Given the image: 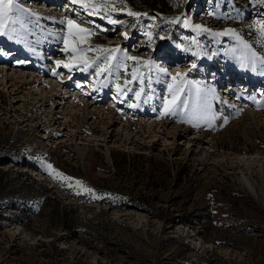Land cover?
Returning a JSON list of instances; mask_svg holds the SVG:
<instances>
[{
  "label": "rangeland",
  "instance_id": "obj_1",
  "mask_svg": "<svg viewBox=\"0 0 264 264\" xmlns=\"http://www.w3.org/2000/svg\"><path fill=\"white\" fill-rule=\"evenodd\" d=\"M14 2L15 23L0 39L20 54L6 72L36 73L32 47L58 26L34 17V7H53L94 34L63 23L76 51H58L65 40L56 41L49 63L61 61L69 82L47 77L100 108H91L93 124L60 106L61 118L49 117L28 91L12 97L0 78V264H264V3ZM73 55L87 59L68 72L64 59ZM199 56L210 67L188 66ZM253 77L255 85L242 82ZM111 101L120 103L113 118L102 109ZM110 118L117 123L108 137ZM19 151L24 162H10ZM110 192L134 206L101 203ZM13 195L33 209L10 205Z\"/></svg>",
  "mask_w": 264,
  "mask_h": 264
},
{
  "label": "bare ground",
  "instance_id": "obj_2",
  "mask_svg": "<svg viewBox=\"0 0 264 264\" xmlns=\"http://www.w3.org/2000/svg\"><path fill=\"white\" fill-rule=\"evenodd\" d=\"M53 1H55V0H53ZM39 3H41V2H39ZM54 9L55 8H53V7H49V8H42L39 6L34 7V13L35 14L37 13L38 15H40V16L35 15L34 17H38V18L46 17L49 20L53 21V23H55V25L57 24V26H58L57 28L55 26L54 27L51 26V28H50L51 31L46 32L47 34L49 33L50 35H51V33H54L52 38L49 39L48 43H45V44L40 43L39 45H33V47H32V51L34 52V54H32L33 55L32 58L35 60L33 63V66H35L37 68L36 73L33 72V74H31V73L26 74V72H24V71H19V74L16 73V75H13V76L9 75L8 72H6V67L9 66L7 63V60L9 57L20 54V51L16 50L15 48L7 49L6 47H9L8 42L0 39V47L3 46L6 48V51H4V54L0 53V78L2 79V83H4L5 85L7 84L9 87H11L13 89L11 92L12 97H17V96H19V94L21 92L28 91V95L27 96L25 95V97L31 96L32 98L37 99L38 103H40V106H42V108L44 107L45 110L49 111L47 113L49 115V117L56 115V116H58V119H60L62 116L60 114L62 112V114H64L65 117L69 116V117H74V119H75V117H76L75 113L77 112L76 110H80L82 112L84 120L89 121L90 123L93 124V123H95L93 121V118L95 117V115L92 112L93 110L91 111V108L92 107L96 108V109L100 108L99 107L100 103H98V105H94V104H91L90 102H88L86 100V98L84 99V98L78 96L77 94L67 93L63 89V87H60L59 83L55 82L56 81L55 79L53 81V79L49 78V77H56L61 81H67L66 83L69 82L68 81L69 77L67 75H64V74L60 75V72L57 70V68H58L57 67L58 66L57 61H54L55 63L53 65L54 66L53 69L51 68V64L49 62L51 61V59H53V56L56 55V54H53V52L55 51L53 46H55L56 41H60L62 39L65 40V44L63 45V47H59L60 49H58V51L66 50L64 53L69 51L68 49L70 47H72V45H73L70 42V40H68V37L65 38L64 34L61 32V27H62L63 23L67 22L66 14L64 12L55 11ZM82 17H84V16H81V19H82ZM61 54H63V53H61ZM85 58L86 57L84 55H73L71 57L65 58L64 61H65V64H69V65H71V67H73L75 64L80 63V61L82 62V60ZM175 58L178 62L183 61L182 57L178 58V59H177V57H175ZM198 58H200V56ZM3 61H5V62L3 63ZM201 63L203 65L204 64L209 65V63H211V61L207 60V62H206V61H204L203 58H200L199 62H197V63H196V61L194 62L193 67L195 68L196 65H199ZM213 63H214V65H220L219 63L217 64L215 61H213ZM209 67H210V65H209ZM192 68H190V70H192ZM215 69H216V67L214 68V70ZM66 70L69 72V68H67ZM74 70H76V69H74ZM242 71H245V70L243 69ZM213 74H214V72H213ZM47 76H49V77H47ZM240 76H241V72H239L235 76L236 77L235 80L240 79ZM228 79L229 78L227 77L226 81H228ZM241 79H243V78H241ZM229 81H230V79H229ZM245 81H246V83L250 82L249 86H252L253 84L255 85L256 83H258V80L254 77L251 79L249 78L248 80H242V82H245ZM231 83L232 82H230V84H229V88L233 87L231 85ZM226 90H225V92L229 91V90H227V91ZM114 100L118 101L117 97H115ZM115 104L116 103H114V101H111L110 104L104 105V107H102L104 113L108 116H111L112 118H113V115L115 114V111L117 110V108H115L116 105L118 107V105L120 103L116 104V105ZM59 106L62 109L61 112H57L55 110ZM77 114H79V113H77ZM118 114H121V112L118 111ZM112 118H110L109 122H106L107 123L106 135H108V137L113 136V132L111 133L110 129L113 127V125H115L117 123V121H114V119H112ZM121 120H124V119H121ZM66 125L68 126L69 124L65 121L63 123V126H65L64 129L66 128ZM79 128H82V127H79ZM67 139H70V138H67ZM109 153L110 152H109V147H108L107 148V154H109ZM247 161H248V158L243 156V157H240L237 162L240 165H244Z\"/></svg>",
  "mask_w": 264,
  "mask_h": 264
},
{
  "label": "snow or ice",
  "instance_id": "obj_3",
  "mask_svg": "<svg viewBox=\"0 0 264 264\" xmlns=\"http://www.w3.org/2000/svg\"><path fill=\"white\" fill-rule=\"evenodd\" d=\"M261 2L264 3V0H261ZM71 3L72 4H80L81 6L87 8L89 0H71ZM105 3L106 4L111 3V0H105ZM16 7L17 6H16L14 0H0V35H8V33L6 31H4V29L7 27L8 21L15 23V19L13 18L12 13L15 11ZM89 14L92 15L95 13L90 11ZM129 15L139 16L140 14L130 11ZM110 23L115 24L116 21L110 20ZM67 24L70 28L76 29L78 31V33H87L89 35L94 34V33H91L88 28L82 27L81 25L77 24L75 20L69 19V20H67ZM260 25H261V32H262V34H264V21H261ZM185 26H188L187 21L185 22ZM196 27L199 28L200 26L197 25ZM229 32H232V30H229ZM226 34H228V33L227 32L219 33L218 35H226ZM233 34H235V33H233ZM148 35L151 36V33H149ZM125 38H127L126 34H125ZM237 38L239 39V37H237ZM85 42H87V36L81 35L80 39H79V43H85ZM244 47H245V49H250V46L246 43H244ZM72 51H74V52L76 51V48L74 45L72 47ZM103 51L109 52V53H114V52L120 51V49L119 48L104 49ZM251 55H252V57L256 58L255 52H252ZM108 59H111V57L106 58V60H108ZM128 59L136 60L137 58L136 57H128ZM259 59L264 60V57H259ZM60 63H62V62L57 61V64H60ZM144 63H149V62L145 61ZM64 67L70 69L71 65L64 64ZM86 68H87V62L85 61V70H86ZM132 76L134 79L137 78L135 72L132 73ZM173 79H175V77H173ZM169 87L171 88V86H169ZM137 95H139V94H137ZM173 103H175V101H173ZM48 167L51 168L52 166L48 165ZM58 175L63 176L62 173H59ZM65 179H70V178H65ZM77 183H80V182H77ZM85 190L90 192V193L93 191L92 189H85Z\"/></svg>",
  "mask_w": 264,
  "mask_h": 264
},
{
  "label": "trees",
  "instance_id": "obj_4",
  "mask_svg": "<svg viewBox=\"0 0 264 264\" xmlns=\"http://www.w3.org/2000/svg\"><path fill=\"white\" fill-rule=\"evenodd\" d=\"M24 157H25L24 154L20 151L16 152V153L13 152V153H11V158L9 160H10V162L21 165L25 160ZM13 196H11L9 198L10 205H13L16 207L25 206L29 211L33 209V202L32 201H28L27 198H25V197H19L17 195H13ZM107 196L108 197H106L105 199H102L100 202L103 204H108V205L118 207V208H128L130 206H134V204H133L134 201H130V203L124 202V200H123L124 198L119 195V192H110V193H108ZM72 224L73 223H71V225Z\"/></svg>",
  "mask_w": 264,
  "mask_h": 264
}]
</instances>
